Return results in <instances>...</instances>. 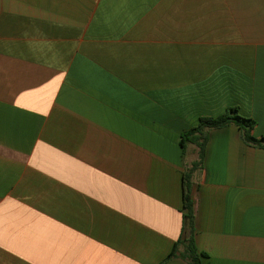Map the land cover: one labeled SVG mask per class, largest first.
<instances>
[{
  "label": "crops",
  "instance_id": "crops-1",
  "mask_svg": "<svg viewBox=\"0 0 264 264\" xmlns=\"http://www.w3.org/2000/svg\"><path fill=\"white\" fill-rule=\"evenodd\" d=\"M233 106L264 137V0H0V264H191L181 136ZM238 128L192 177L205 263L264 264Z\"/></svg>",
  "mask_w": 264,
  "mask_h": 264
},
{
  "label": "trees",
  "instance_id": "trees-1",
  "mask_svg": "<svg viewBox=\"0 0 264 264\" xmlns=\"http://www.w3.org/2000/svg\"><path fill=\"white\" fill-rule=\"evenodd\" d=\"M230 125L239 127L238 129L240 130L241 137L248 146L264 149V137L256 138L253 134V130L257 126L256 120L243 116L240 113V109L234 106L227 108L226 111L218 117H202L196 127L188 131L186 130L182 134L180 141L181 146L187 149L189 145H195L198 149L197 160H195L191 167L184 172L183 204L185 215L183 218L182 234L168 259L180 255L182 259L187 260L191 264H213L205 263L204 258L207 259L208 255L205 254V252H199L195 245V208L192 198V177L194 172L203 165L209 131L225 128Z\"/></svg>",
  "mask_w": 264,
  "mask_h": 264
}]
</instances>
